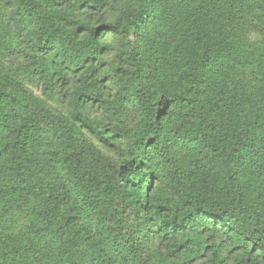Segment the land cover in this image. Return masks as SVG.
Segmentation results:
<instances>
[{
  "label": "trees",
  "instance_id": "obj_1",
  "mask_svg": "<svg viewBox=\"0 0 264 264\" xmlns=\"http://www.w3.org/2000/svg\"><path fill=\"white\" fill-rule=\"evenodd\" d=\"M263 12L0 0V264H264Z\"/></svg>",
  "mask_w": 264,
  "mask_h": 264
},
{
  "label": "rangeland",
  "instance_id": "obj_2",
  "mask_svg": "<svg viewBox=\"0 0 264 264\" xmlns=\"http://www.w3.org/2000/svg\"><path fill=\"white\" fill-rule=\"evenodd\" d=\"M264 14L261 13L255 17H253L252 26L259 27L260 26V17ZM250 38L252 41L259 40L260 34L258 31L253 30L251 32ZM13 59V58H12ZM23 64V61H21L19 58L14 61V68H17ZM6 65H10V61L6 62ZM112 84L115 85V94L119 93L122 90V86L117 83V81H112ZM127 98L126 100H128ZM134 104L131 101H128L126 104V111L121 118L113 116V113L107 111L99 113V115H95V119H101L104 120L105 123L109 124L111 127H123L125 129V133L128 134V141H131V139L135 136V134L139 133L141 131L140 128V117L137 115V112L133 109ZM128 131H127V129ZM14 235L16 237H28L33 236L34 239V245L39 250L47 251L46 253H49V248L47 247V243L45 240V237L38 232H36V226L37 222L32 219L30 216L25 214H16L14 216ZM159 264H166L165 262L161 261ZM201 264V263H198Z\"/></svg>",
  "mask_w": 264,
  "mask_h": 264
}]
</instances>
